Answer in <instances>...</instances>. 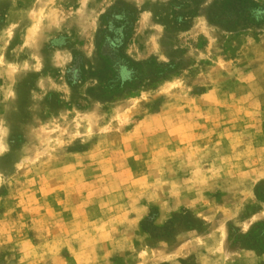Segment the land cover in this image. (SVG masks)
<instances>
[{"label": "rangeland", "instance_id": "obj_1", "mask_svg": "<svg viewBox=\"0 0 264 264\" xmlns=\"http://www.w3.org/2000/svg\"><path fill=\"white\" fill-rule=\"evenodd\" d=\"M0 264H264V0H0Z\"/></svg>", "mask_w": 264, "mask_h": 264}]
</instances>
